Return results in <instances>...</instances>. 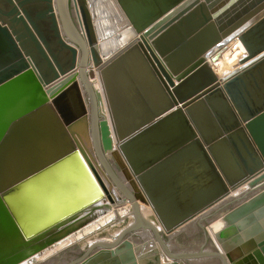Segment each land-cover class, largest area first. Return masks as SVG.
I'll list each match as a JSON object with an SVG mask.
<instances>
[{"label": "water", "instance_id": "obj_1", "mask_svg": "<svg viewBox=\"0 0 264 264\" xmlns=\"http://www.w3.org/2000/svg\"><path fill=\"white\" fill-rule=\"evenodd\" d=\"M87 1L77 3L93 67L111 114L119 122L117 107L127 111L123 129L133 130L117 149L72 0H0V264H229L208 225L263 192L264 174L165 234L144 168L192 146L217 179L261 166L264 0H180L142 36L178 0H111L114 25L131 36L103 62ZM232 36L245 56L219 84L204 56ZM135 60L162 98L154 104L135 81L140 114L118 84L127 72L133 80ZM255 231L264 250V231Z\"/></svg>", "mask_w": 264, "mask_h": 264}, {"label": "bare ground", "instance_id": "obj_2", "mask_svg": "<svg viewBox=\"0 0 264 264\" xmlns=\"http://www.w3.org/2000/svg\"><path fill=\"white\" fill-rule=\"evenodd\" d=\"M164 1L167 3L168 0ZM181 1H171L172 3L162 12L163 14H161V16L156 17L152 23L147 25L142 32L136 35H144L156 23L172 14ZM72 4L84 45L88 49L85 70L90 83L95 80L97 81L114 144L118 149L120 142L124 140L125 136L132 132L133 128L128 129L127 131L123 129L124 120L122 121V117L126 115L127 111H120L117 107L119 122H117L115 116L111 114L108 99L104 91L103 81L105 80V77H102V74L93 67L89 45L82 27L77 0H72ZM115 10L116 6L111 0H93L91 6L88 8L92 35L95 44L98 47L97 55L102 62L114 54L117 49L121 48L131 36V34L127 32L128 29L126 24L114 25V18L116 17L114 16L116 13ZM244 56L245 51L243 47L240 42L234 38L231 41H226L222 46L213 48L204 56V62L210 68L219 84H222L224 78L235 69L241 67L239 60ZM135 61L137 65H135V69H133V80L130 78V73L127 72L130 76L127 74L126 79L122 80V84L118 82L122 96L125 95L127 90H130L132 96H135V94L139 96L135 83L136 81L145 88L154 104H161L159 101H162V98L155 85L151 82L146 69L139 61ZM134 92L136 93L134 94ZM134 100L126 94L125 106L128 111L138 110V113L140 114V110L134 107L137 102ZM154 104L153 106L156 107ZM155 119L156 118H154L153 115L152 118H150L151 121ZM120 130L122 132L121 134H119ZM256 151L259 153L257 148ZM152 152H157L155 154L157 155L161 151H159V147L156 146L152 148V150H149L147 155ZM243 153H245V149H243ZM258 156L260 161H262L261 166L256 167L250 172H246L244 176H237V174H235L232 177L227 178L218 172L220 179H217L209 172V166L206 165L201 151L197 146H192L182 152L176 162L162 166L163 163L161 164V161L165 158L162 157L160 160H155L149 166L144 168V171L149 168L153 170L152 174L149 175L150 177H148L149 197L151 198L152 203L148 200L147 204L159 221L165 234H168L193 220L209 207L264 174V159L261 157L260 153ZM248 160H250L252 165L254 163L257 164L254 160H252V162L251 158H248ZM131 174L140 192L144 197H147L141 186L138 185L136 175L133 173ZM221 183L224 184L226 189H223V186L221 187ZM226 190L227 192L225 193ZM261 195H264V191L208 225L209 230L229 264H264V250L262 249V246L258 245L259 240H257V238L259 237V234L255 231L257 227H261L262 231H264V217L261 214V212L264 211V199L253 201L250 205L245 206L255 197ZM207 198L213 200L207 203ZM262 198L263 197L260 199ZM153 200H156L157 202H154ZM156 212L161 213H159V218L157 217ZM160 218L162 222L160 221ZM164 223L169 227L167 230L164 228Z\"/></svg>", "mask_w": 264, "mask_h": 264}, {"label": "built area", "instance_id": "obj_3", "mask_svg": "<svg viewBox=\"0 0 264 264\" xmlns=\"http://www.w3.org/2000/svg\"><path fill=\"white\" fill-rule=\"evenodd\" d=\"M238 41V39L235 37V36H232V37H229V38H226L224 39L219 45H217L216 47H219V46H222L226 41H231L232 39H234Z\"/></svg>", "mask_w": 264, "mask_h": 264}]
</instances>
